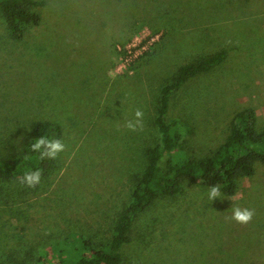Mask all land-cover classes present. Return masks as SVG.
I'll return each instance as SVG.
<instances>
[{"label": "rangeland", "instance_id": "1", "mask_svg": "<svg viewBox=\"0 0 264 264\" xmlns=\"http://www.w3.org/2000/svg\"><path fill=\"white\" fill-rule=\"evenodd\" d=\"M41 1L40 24L19 40L0 15V155L27 143L38 120L59 128L51 139L64 149L42 192L17 195L0 181L2 262L33 264L70 233L95 248L109 242L159 143L160 88L179 66L228 53L170 98L168 119L188 123L189 154L215 150L243 108L264 128V0ZM149 33L158 37L142 54L120 59L117 47ZM208 189L185 183L141 212L121 264H264V167L232 197L211 201ZM234 206L254 209L251 223L226 219Z\"/></svg>", "mask_w": 264, "mask_h": 264}, {"label": "trees", "instance_id": "2", "mask_svg": "<svg viewBox=\"0 0 264 264\" xmlns=\"http://www.w3.org/2000/svg\"><path fill=\"white\" fill-rule=\"evenodd\" d=\"M41 0H0V15L12 38L19 40L29 27L41 22ZM220 50L207 57L179 66L170 80L162 85L153 124L159 134V143L145 151V165L137 178L126 208L119 214L109 242L93 247L89 240L70 233L50 245V251L33 264H121V248L130 241L129 230L135 218L155 200L174 196L183 190V184L218 185L222 196L232 197L238 190L239 180L254 173L256 163L264 167V128H256L253 109L237 111L229 123L225 140L210 154L195 156L186 147L188 123L181 118L168 119L169 101L198 71H209L227 58ZM31 139L19 150L14 146L0 155V181L19 193L42 192L49 177L57 170L56 158L42 157L32 145L40 138L51 139L59 128L46 120L31 124ZM43 151V149L41 150ZM39 171L40 180L29 186L21 179L26 173ZM0 264H26L10 261Z\"/></svg>", "mask_w": 264, "mask_h": 264}, {"label": "clouds", "instance_id": "3", "mask_svg": "<svg viewBox=\"0 0 264 264\" xmlns=\"http://www.w3.org/2000/svg\"><path fill=\"white\" fill-rule=\"evenodd\" d=\"M135 116L138 118L136 123L140 122L143 117V112L139 109L136 110ZM129 129L135 130L136 124L129 121L126 125ZM33 151L41 152L42 157L55 158L56 155L63 151L64 145L59 140H47L40 138L38 142L32 145ZM43 149V151H41ZM41 173L39 171L26 173L21 179V183H27L29 186H35L40 180ZM221 196L220 188L218 185H212L208 189V198L211 201ZM255 215V210L250 208H241L239 206L232 207V214L226 219L232 220L238 224L246 225L251 223Z\"/></svg>", "mask_w": 264, "mask_h": 264}, {"label": "built area", "instance_id": "4", "mask_svg": "<svg viewBox=\"0 0 264 264\" xmlns=\"http://www.w3.org/2000/svg\"><path fill=\"white\" fill-rule=\"evenodd\" d=\"M157 37L158 35H151L149 33L148 37H136L135 43H131L130 45L128 43L124 47H117L118 48L117 50L120 55V59L121 60L125 59V62H127L128 61L127 57L129 58L131 57V60H133L134 54L137 51H140V53L142 54L146 50L148 45L154 42Z\"/></svg>", "mask_w": 264, "mask_h": 264}]
</instances>
